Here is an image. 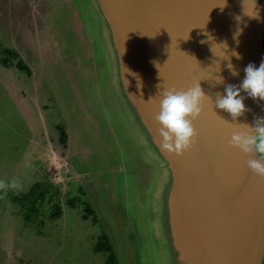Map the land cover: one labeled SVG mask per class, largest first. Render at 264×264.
Listing matches in <instances>:
<instances>
[{"label": "water", "instance_id": "95a60500", "mask_svg": "<svg viewBox=\"0 0 264 264\" xmlns=\"http://www.w3.org/2000/svg\"><path fill=\"white\" fill-rule=\"evenodd\" d=\"M82 2L93 52L83 64L89 113L118 169L137 263L264 264V179L246 166L255 157L227 146L231 117L206 100L182 156L160 151L154 119L162 90L198 82L215 100L225 84L239 85L247 64L259 65L264 0ZM241 95L248 111L237 123L264 117V101Z\"/></svg>", "mask_w": 264, "mask_h": 264}, {"label": "rangeland", "instance_id": "374dc122", "mask_svg": "<svg viewBox=\"0 0 264 264\" xmlns=\"http://www.w3.org/2000/svg\"><path fill=\"white\" fill-rule=\"evenodd\" d=\"M79 1L0 0V264H138L89 113Z\"/></svg>", "mask_w": 264, "mask_h": 264}, {"label": "clouds", "instance_id": "9594fccd", "mask_svg": "<svg viewBox=\"0 0 264 264\" xmlns=\"http://www.w3.org/2000/svg\"><path fill=\"white\" fill-rule=\"evenodd\" d=\"M233 55L236 53L233 52ZM228 67L232 69L231 64ZM243 71L239 85L225 84L223 94L217 93L215 100L203 92L198 82L184 90H162L159 109L154 116L158 125L160 151L182 156L191 150L197 139L194 122L200 118L205 101L211 100L212 106L227 113L234 124L227 146L244 156L255 157L247 159L246 166L254 176L264 179V117H255L251 124L237 123V119L248 111L241 92L253 100L264 101V57L258 66L249 63ZM237 74L235 70L232 71L233 76ZM220 82L222 78H219Z\"/></svg>", "mask_w": 264, "mask_h": 264}, {"label": "flooded vegetation", "instance_id": "af4514ba", "mask_svg": "<svg viewBox=\"0 0 264 264\" xmlns=\"http://www.w3.org/2000/svg\"><path fill=\"white\" fill-rule=\"evenodd\" d=\"M65 46H66V49H67V50H71V51L76 52L74 49H72V48L70 49V43H69V44H66ZM83 57H84V56H83Z\"/></svg>", "mask_w": 264, "mask_h": 264}, {"label": "trees", "instance_id": "16d2710c", "mask_svg": "<svg viewBox=\"0 0 264 264\" xmlns=\"http://www.w3.org/2000/svg\"><path fill=\"white\" fill-rule=\"evenodd\" d=\"M21 66H23V65H21Z\"/></svg>", "mask_w": 264, "mask_h": 264}]
</instances>
